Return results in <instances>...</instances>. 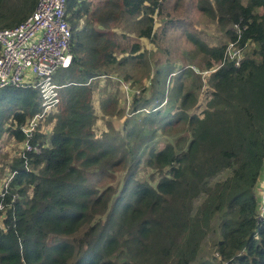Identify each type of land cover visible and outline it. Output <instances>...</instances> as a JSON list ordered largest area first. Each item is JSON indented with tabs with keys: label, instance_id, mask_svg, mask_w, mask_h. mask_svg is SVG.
<instances>
[{
	"label": "trees",
	"instance_id": "16d2710c",
	"mask_svg": "<svg viewBox=\"0 0 264 264\" xmlns=\"http://www.w3.org/2000/svg\"><path fill=\"white\" fill-rule=\"evenodd\" d=\"M36 2L0 0V29L19 25ZM66 13L72 62L67 78H53L59 103L35 134L40 154L28 155L29 170L18 158L9 168L0 264H192L215 221L216 258L200 264H264L255 194L264 178V0H67ZM194 13L228 41L239 27L248 43L239 68L216 69L227 43L193 34ZM176 32L202 54L200 69L164 63ZM113 71L151 89L132 96V118L118 109L123 124L98 136L92 101ZM101 96L106 114L116 96ZM38 113L37 90H1L0 141L22 142L20 127Z\"/></svg>",
	"mask_w": 264,
	"mask_h": 264
},
{
	"label": "built area",
	"instance_id": "2783aa9c",
	"mask_svg": "<svg viewBox=\"0 0 264 264\" xmlns=\"http://www.w3.org/2000/svg\"><path fill=\"white\" fill-rule=\"evenodd\" d=\"M67 0H37L33 12L19 25L0 29V91L5 88L33 89L40 95V113L28 119L20 127L24 136L20 142L18 159L25 163L29 154L39 155L38 144H33L35 134L46 118L56 112L59 103L53 81L58 70H67L72 62V33L67 21ZM235 40L225 47L223 59L216 69L225 64L239 68L248 48V43L240 45L241 35L237 25L232 26ZM194 70V68H192ZM6 184L0 190V226L7 209L9 185L16 171L8 169ZM9 177V179H8ZM4 182V181H2ZM258 205V221L264 222V178L260 177L255 188Z\"/></svg>",
	"mask_w": 264,
	"mask_h": 264
},
{
	"label": "rangeland",
	"instance_id": "374dc122",
	"mask_svg": "<svg viewBox=\"0 0 264 264\" xmlns=\"http://www.w3.org/2000/svg\"><path fill=\"white\" fill-rule=\"evenodd\" d=\"M193 16L194 17H192V19L194 24L191 32L198 38L203 40V42L211 46H217L219 44H226L229 42L227 40V37L225 36V31L220 29L215 22L197 13H194ZM175 40L176 41L172 43L169 49L170 53L168 55V59H165L164 63H168L169 66H174L177 70L178 68H181L183 66V61H186V64H188V66H193L194 69L196 68V70L197 68L200 69L203 63L202 54L197 52L190 42L180 37L178 35V32L175 33ZM175 43L177 44L175 45ZM58 72L60 73V75H62L63 78H67V72L62 70H58L54 74V76H56ZM113 72L109 76L110 79L102 77L98 80L99 89L92 101L93 106L96 108L95 115L97 117V122L95 126V132L98 136L102 132H105L107 130V125L110 124L119 129V127L123 124L124 118H132L133 113L131 114L128 111L132 96L143 89H145L149 93L151 89L150 81L144 80L141 84L131 86L130 84L123 82L122 77L117 72ZM167 85H169L170 87L171 82ZM104 90H106V92H111L112 96L113 94H115L116 96V98H114L113 96L114 100L112 104L109 105L106 114H103L100 110V102L102 98L101 95ZM123 108H125L124 118L120 119L119 117L115 116V114L119 112L117 111L118 109L121 110ZM119 113L121 114L122 112ZM49 128V125L45 124L42 126L41 130L45 133H49ZM20 149V143H16L14 139L4 136L0 141V190L8 181H6V173L8 172V169L11 168L12 163L15 162L16 158H18L17 153ZM34 172L36 171L34 170ZM143 174L144 173L142 172V175ZM227 175L228 173L222 174L216 179L225 178ZM124 176L125 172L116 174L114 186L118 190H120L122 187ZM217 224L218 223L216 221L212 224L209 233L202 243L199 255L196 261L192 264H200L203 262L214 260L216 258V253L213 247L214 244L219 240Z\"/></svg>",
	"mask_w": 264,
	"mask_h": 264
}]
</instances>
